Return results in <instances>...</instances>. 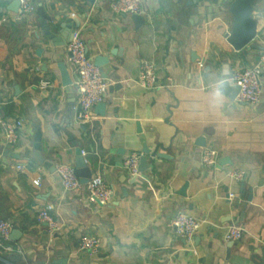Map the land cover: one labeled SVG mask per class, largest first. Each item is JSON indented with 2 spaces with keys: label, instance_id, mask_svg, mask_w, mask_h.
<instances>
[{
  "label": "crops",
  "instance_id": "0c3cea01",
  "mask_svg": "<svg viewBox=\"0 0 264 264\" xmlns=\"http://www.w3.org/2000/svg\"><path fill=\"white\" fill-rule=\"evenodd\" d=\"M14 1L0 0V100L3 114L23 125L12 145L0 128V220L21 233L0 238V264H264V71L256 104L218 87L224 77L235 85L233 73L258 62L264 0H248L255 36L241 48L228 40L237 0H140L143 24L114 12L112 0H36V11L22 16ZM39 8L57 23L78 18L88 54L108 60L102 69L110 88L85 122L73 110L69 42L56 45L45 35ZM143 59L154 62L161 86L135 82ZM41 79L52 86L39 88ZM73 142H81L92 175L113 187L108 203L92 201L84 184L63 188L56 167H75ZM143 144L158 156L147 154L146 169L132 176L121 164L133 151L142 155ZM207 146L218 151L215 165L201 162ZM34 149L55 168L30 169ZM234 171L243 177H231ZM46 206L62 224L58 232L38 220ZM178 211L200 220L193 246L169 225ZM232 223L243 235L227 241ZM83 235H97L99 250H79Z\"/></svg>",
  "mask_w": 264,
  "mask_h": 264
},
{
  "label": "built area",
  "instance_id": "2783aa9c",
  "mask_svg": "<svg viewBox=\"0 0 264 264\" xmlns=\"http://www.w3.org/2000/svg\"><path fill=\"white\" fill-rule=\"evenodd\" d=\"M36 0H19L18 12L27 15L36 11ZM111 9L116 13L130 12L142 14L143 9L140 6V0H112ZM70 64L76 72L74 87L77 93L76 101L73 106L75 117L80 122H85L93 117V107L103 102L110 88L111 83L103 76L94 59L88 54L86 43L81 36L79 29L73 31L72 39L67 44ZM264 71V48L260 52L257 63L246 66L230 77L234 84L239 85L240 89L235 97V101L247 104H256L260 101L263 90L262 73ZM140 86L146 89H154L158 86L156 66L150 59H143L138 66V72L135 79ZM39 88L45 89L52 86L47 79H41L38 83ZM4 102L0 100V128L3 134L4 143L7 145L15 144L18 140L19 129L23 125L22 118L14 120L7 118L2 112ZM84 153V150H82ZM141 154L131 152L122 162V168L127 170L130 175L136 176L139 173ZM218 151L213 147H204L201 153V162L205 166H212L218 162ZM20 168H22L20 166ZM56 170L61 178L62 186L65 190L77 189L84 184L88 196L92 201L100 204H106L113 195V187L100 174H93L86 183H82L80 177L76 174L75 167L69 163H60ZM231 177L240 179L243 177L242 171L229 173ZM40 176L33 179V183L39 185ZM234 194L230 193L229 198ZM50 206H46L38 213V220L47 224L48 231L52 234L61 229V223L50 214ZM169 225L186 243L193 246L194 238L200 226V220L193 214L186 211H178L169 221ZM13 230V223L0 220V238L3 242L8 241L10 233ZM243 235V228L236 223L228 226L224 238L227 241L239 240ZM9 250H13L11 245H3ZM100 247V238L97 235H83L80 238L78 249L96 252ZM196 253L195 248L191 247Z\"/></svg>",
  "mask_w": 264,
  "mask_h": 264
},
{
  "label": "water",
  "instance_id": "95a60500",
  "mask_svg": "<svg viewBox=\"0 0 264 264\" xmlns=\"http://www.w3.org/2000/svg\"><path fill=\"white\" fill-rule=\"evenodd\" d=\"M90 2H95L96 0H89ZM235 7L239 11H236L235 21L233 24V29L231 34L228 36L229 42H231L236 48H241L246 46L255 36V25L254 21L249 17V12L251 10L250 3L248 0H237L235 2ZM19 8V0H15L12 3V9ZM38 13L43 17L41 20L42 29L45 32V35L56 45L67 44L73 36V31L79 27L80 22L78 18L66 16L65 19L59 23L55 22L54 19L47 15L42 8H39ZM132 18L137 24H143L146 20L143 15L132 13ZM250 47V46H249ZM248 47V48H249ZM70 55V53H69ZM95 64L98 65L102 71L103 76L106 78L107 75L103 72L102 65L105 64L108 60L106 59H95ZM67 71V70H66ZM64 74L63 85L66 87L71 86V80L69 75ZM121 84H116L115 86L119 87ZM231 85L228 77L222 78L218 82V87L222 92H225L232 100H235L236 95L239 92V85ZM104 102H100L97 106L103 105ZM39 132H37L36 140L39 141ZM74 154H75V171L76 174L80 177L82 183H86L92 175V170L87 166L84 156L82 155V144L81 142H73ZM143 154L140 157L139 170L143 171L146 169V155L150 154L151 156H158L157 150H151L147 147L146 144H143ZM30 158L28 167L30 169H36L40 166L54 167L55 165L51 163L49 159H46L42 151L39 149H34L28 153ZM221 164L222 161H219ZM243 185V183H242ZM20 230L17 225L13 226V230L10 233V238L15 239L19 235ZM65 260H54L55 264H63Z\"/></svg>",
  "mask_w": 264,
  "mask_h": 264
}]
</instances>
